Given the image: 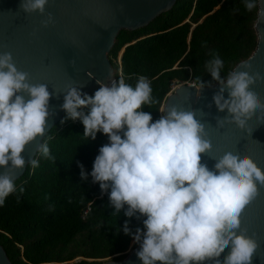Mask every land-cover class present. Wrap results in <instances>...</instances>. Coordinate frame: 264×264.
<instances>
[{"label": "clouds", "instance_id": "1", "mask_svg": "<svg viewBox=\"0 0 264 264\" xmlns=\"http://www.w3.org/2000/svg\"><path fill=\"white\" fill-rule=\"evenodd\" d=\"M47 4L48 0H21L20 9L44 15ZM244 6L251 12L257 0H244ZM260 16L264 17V7ZM52 22L48 13L43 25ZM223 66L218 55L207 65L220 85L213 101L218 111L228 113L217 119V127L235 124L244 129L253 115L264 122V102L252 89L257 81H264V74H250L251 65L245 63L241 67L247 71L233 70L222 79ZM196 79L198 96L203 88L212 87L211 82ZM97 84L94 95L68 86L61 109L67 118L81 120L85 137L95 140L97 133L108 137L90 175L102 193L110 189L109 201L116 214L127 205L125 216L146 217V231L137 228L133 234L128 221L123 226L124 234L140 245L136 255L142 264H251L258 244L241 230V216L258 195V185L264 187V170L247 155L232 152L219 159L211 157L216 163L209 170L201 154L208 155L212 145L205 138V125L196 118L198 110L173 105L153 122L150 112L142 110L157 103L146 77L141 76L135 87L123 79L113 80L110 86ZM51 95L47 85L28 82V74L17 69L11 53L0 54V167L5 168L0 174V206L16 191V173L25 166L21 153L44 136L52 115ZM81 108H88L87 114L78 111ZM37 151L50 155L46 142ZM28 164L39 166L34 158ZM78 167L86 180L84 166ZM228 247L230 252L221 261Z\"/></svg>", "mask_w": 264, "mask_h": 264}, {"label": "trees", "instance_id": "2", "mask_svg": "<svg viewBox=\"0 0 264 264\" xmlns=\"http://www.w3.org/2000/svg\"><path fill=\"white\" fill-rule=\"evenodd\" d=\"M257 10L258 5L249 12L244 0H176L146 26L119 32L108 55L115 77L116 59L124 49L123 80L135 87L141 76L148 79L157 103L142 110L150 112L155 122L173 82L196 85L200 77L202 82L216 84L207 70L214 56L223 61V79L253 53ZM78 111L87 114L88 108ZM83 134L81 120L67 118L65 113L42 141L49 147V157L37 152L34 159L39 166L27 165L14 181L16 191L0 206V245L12 264L122 260L133 241L123 232L125 221L133 234L137 228L146 231V217L125 216L127 205L116 214L109 201L110 189L102 193L99 183H93V162L99 149L109 143L108 137L97 133L92 140ZM79 164L84 166L86 180L81 179Z\"/></svg>", "mask_w": 264, "mask_h": 264}, {"label": "water", "instance_id": "3", "mask_svg": "<svg viewBox=\"0 0 264 264\" xmlns=\"http://www.w3.org/2000/svg\"><path fill=\"white\" fill-rule=\"evenodd\" d=\"M175 2L176 0H48L45 14L41 15L39 12L26 14L21 11V0H0V54L11 53L17 69L28 74L29 83L45 84L52 93L49 101L52 115L47 120L44 136L31 142L21 153L25 166L16 173L14 181L24 174L28 161L35 158L38 152V145L66 113L61 109L66 88L80 87L82 93L94 95L99 88L97 81L110 86L115 76L108 55L119 32L134 31L146 26L169 11ZM257 5L254 23L257 36L255 50L233 68L247 71L241 65L250 64V74H264V17L260 16L264 0H257ZM48 13H51L53 22L45 27L43 21L47 19ZM123 51L124 49L121 53ZM219 87L218 83L205 87L198 96L194 82L178 83L165 98L161 112L173 105L186 111L198 110L196 118L205 125V138L212 145L208 155L201 154V162L209 170L214 168L215 159L227 152L247 155L264 170V122L253 115L244 129L235 124L217 127V119L228 115L227 110L218 111L213 101V95L219 91ZM252 89L259 93L264 102V81H257ZM224 95L227 99V91ZM25 99L28 97L25 96ZM4 171L5 168L0 167V174ZM241 230L258 244L251 264H264V187L258 185V195L245 207L241 216ZM139 250L140 245L122 260L101 264H142L136 255ZM229 252L230 247L225 248L220 260L223 261ZM0 264H12L1 245Z\"/></svg>", "mask_w": 264, "mask_h": 264}, {"label": "built area", "instance_id": "4", "mask_svg": "<svg viewBox=\"0 0 264 264\" xmlns=\"http://www.w3.org/2000/svg\"><path fill=\"white\" fill-rule=\"evenodd\" d=\"M116 62H117V65H118V69H117V77H115V80H116V81H119V80L123 79L122 72H121V60H120V55H118V57H117V59H116ZM188 82H189V81H188ZM188 82H187V83H188ZM178 83H181V82H173V83L171 84V90H170V92L173 90V86H174V88H175L176 85H177ZM189 83H190V82H189ZM191 83H193V82H191Z\"/></svg>", "mask_w": 264, "mask_h": 264}, {"label": "rangeland", "instance_id": "5", "mask_svg": "<svg viewBox=\"0 0 264 264\" xmlns=\"http://www.w3.org/2000/svg\"><path fill=\"white\" fill-rule=\"evenodd\" d=\"M121 52H122V50L119 52L120 55L122 54ZM114 73H115V70H114ZM173 88H174V86H173ZM133 245H134V241L131 242V246H130L129 250L126 252V255L129 254V252L134 249ZM81 259L82 258H78L76 260H81ZM106 261H111V259H103V260L98 261V263L101 264V263L106 262ZM72 262H74V261H72ZM69 263H71V262H69Z\"/></svg>", "mask_w": 264, "mask_h": 264}, {"label": "bare ground", "instance_id": "6", "mask_svg": "<svg viewBox=\"0 0 264 264\" xmlns=\"http://www.w3.org/2000/svg\"><path fill=\"white\" fill-rule=\"evenodd\" d=\"M174 89V88H173Z\"/></svg>", "mask_w": 264, "mask_h": 264}]
</instances>
